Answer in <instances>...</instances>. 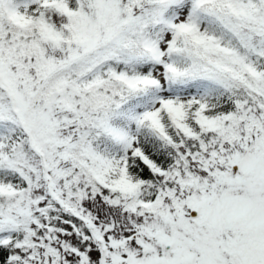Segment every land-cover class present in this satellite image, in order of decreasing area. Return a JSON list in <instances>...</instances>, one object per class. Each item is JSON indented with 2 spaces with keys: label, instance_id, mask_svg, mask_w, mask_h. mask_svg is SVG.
<instances>
[{
  "label": "snow or ice",
  "instance_id": "snow-or-ice-1",
  "mask_svg": "<svg viewBox=\"0 0 264 264\" xmlns=\"http://www.w3.org/2000/svg\"><path fill=\"white\" fill-rule=\"evenodd\" d=\"M0 264H264V0H0Z\"/></svg>",
  "mask_w": 264,
  "mask_h": 264
}]
</instances>
